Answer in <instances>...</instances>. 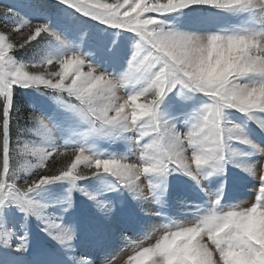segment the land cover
<instances>
[{"label":"snow or ice","instance_id":"obj_1","mask_svg":"<svg viewBox=\"0 0 264 264\" xmlns=\"http://www.w3.org/2000/svg\"><path fill=\"white\" fill-rule=\"evenodd\" d=\"M27 7L0 5L3 264H25L32 217L47 264H264V0ZM77 192L105 225L95 255L65 220Z\"/></svg>","mask_w":264,"mask_h":264},{"label":"rangeland","instance_id":"obj_2","mask_svg":"<svg viewBox=\"0 0 264 264\" xmlns=\"http://www.w3.org/2000/svg\"><path fill=\"white\" fill-rule=\"evenodd\" d=\"M39 3L41 5L46 6H54L56 4V0H0V5H4L6 7H10L16 11H18L21 15L31 16L30 10L27 7L28 3ZM36 19H40L43 22V17H36ZM55 22V21H53ZM74 23L79 24L81 29H88L90 34L95 37L96 40H104L106 37L100 33V31L96 28H93L88 22L79 20L74 21ZM21 103H24V98H21ZM30 111L31 109H26ZM54 194H61L63 192V188H60L56 185L49 186ZM67 185H64L66 188ZM240 197L242 199H247L248 194H250V189H245L241 187L239 189ZM188 195V188L182 184L177 183L176 181L172 182V186L170 188V197H169V212L170 214H175L179 211H185L186 209L179 203V201ZM73 198L75 201L74 209L70 210V213L66 215V222H73L78 224L79 236L76 241L77 244V252L78 253H86L89 255H95L96 249L94 247V241L97 237L98 232L101 229H104V222L95 214L94 209L92 208L91 201H89L86 197L82 196L80 193H74ZM146 207L155 208V205H146ZM55 210V209H53ZM22 214L17 213L16 219L13 221L15 227L14 230L18 235H23L22 230L20 229ZM114 226L116 227H124L123 224L119 222V220L114 221ZM43 225L36 220L35 217L30 218L28 228H29V252L25 253L23 259L25 264H47L49 257L43 254H36L33 249L34 247L52 249L58 248L56 242L51 240L41 229ZM115 243H118L115 242ZM15 242L13 243V247L7 250L0 248V264L6 262L11 257V253L14 252ZM113 251L118 250L115 246L112 249Z\"/></svg>","mask_w":264,"mask_h":264}]
</instances>
